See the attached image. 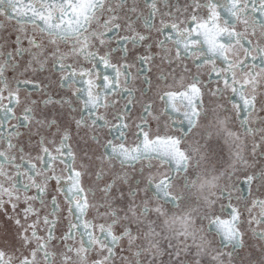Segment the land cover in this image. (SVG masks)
Returning a JSON list of instances; mask_svg holds the SVG:
<instances>
[{"label":"snow or ice","instance_id":"snow-or-ice-1","mask_svg":"<svg viewBox=\"0 0 264 264\" xmlns=\"http://www.w3.org/2000/svg\"><path fill=\"white\" fill-rule=\"evenodd\" d=\"M4 20L0 264H264V0H0Z\"/></svg>","mask_w":264,"mask_h":264},{"label":"flooded vegetation","instance_id":"flooded-vegetation-1","mask_svg":"<svg viewBox=\"0 0 264 264\" xmlns=\"http://www.w3.org/2000/svg\"><path fill=\"white\" fill-rule=\"evenodd\" d=\"M181 2H182V0H181ZM13 24H14V22L9 23L8 21L4 20L3 21V29H0V31H3L6 36H10V35L14 34L15 30L13 28ZM118 55L119 54H114V61L113 62H116V59H118ZM128 63L130 64L129 71H130V73L132 74V77H133L132 83H131V88H132L134 96L136 98V102L134 103V105L132 107L133 118L135 119V122H139L138 119H136V117H137L138 113L142 110L141 103H142V101L144 99L142 93H143V90L147 87V85L144 83L143 74H141L139 76L136 75L140 65L132 63V54L131 53H129ZM185 63H187L189 65V67L192 69L193 72L196 71L195 65H193L191 63V61H186ZM151 67H152L153 75L158 74V72L160 70L159 60H157L156 63H154ZM177 71H179V69ZM35 79L41 81L42 82V86L44 84H48L49 83V79L51 80L52 87H51V89H47L49 94H57L58 93L59 95L66 96V97H70L71 96L70 92H65V91L59 89L58 77L55 74H51V73L45 72L43 74H40V75L36 76ZM121 86L124 87L123 84ZM31 91H32V95L30 97H28V98L31 99V100H36V101L40 102V106L43 107L42 100L45 99L46 97L43 96L41 93L36 92L35 90H31ZM156 91H157L156 88L153 87L152 94L155 95ZM21 95H22V97H24V96H27L28 94L22 92ZM110 99H111V97H110ZM116 100H117L116 107L117 108H123L124 104H125V100L120 98V97H116ZM156 107L157 108H161L162 105L157 103ZM17 114L19 115V110L17 111ZM111 114H112V110L110 109L108 111V117L109 118H111ZM238 123L239 122L236 121L234 126H238ZM105 138H106V134H101V140H104ZM72 143H73V146L75 147L76 146V140L74 139L72 141ZM212 143L215 145L218 142L217 141H213ZM247 144H248V147L250 149L251 144H252L251 138L248 139ZM93 150H94L96 155H99L103 151V149L100 146H98V145H93ZM246 156H247V159L249 160L250 163H252L254 161V158L249 154V152H246ZM258 156H259V150H257V157ZM255 164H256V169H258L261 166H264V159L256 160ZM256 169H250V171L251 170H256ZM127 171H131V170H127ZM89 183H90V181H87V180L85 181V185L86 186ZM237 186L243 188L245 192L247 191L246 187L244 185H239L238 184ZM233 195L235 196L237 194L233 193ZM233 202L235 203V201H233ZM220 203H226V201L225 200H221L217 204V206H216L217 211L220 208ZM224 218H227V213L224 214ZM0 226L8 227V226L4 225V220L3 219H0ZM245 239H246V243L249 244V245H252L253 247L256 244L259 243L258 241H255L250 236H246ZM242 255H244V253H242ZM117 264H119V260L117 261Z\"/></svg>","mask_w":264,"mask_h":264}]
</instances>
